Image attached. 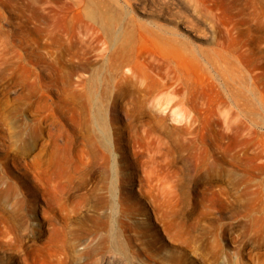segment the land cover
<instances>
[{"label":"rangeland","instance_id":"374dc122","mask_svg":"<svg viewBox=\"0 0 264 264\" xmlns=\"http://www.w3.org/2000/svg\"><path fill=\"white\" fill-rule=\"evenodd\" d=\"M74 1L0 0V264H264V0Z\"/></svg>","mask_w":264,"mask_h":264},{"label":"bare ground","instance_id":"6f19581e","mask_svg":"<svg viewBox=\"0 0 264 264\" xmlns=\"http://www.w3.org/2000/svg\"><path fill=\"white\" fill-rule=\"evenodd\" d=\"M119 1V0H118ZM121 1V0H120ZM76 4H79V6L80 5H82L83 4V2H81V4H80V0H76V1H74ZM95 2L96 1H94V2H92V4L93 5H95ZM124 2H128V0H124ZM188 2H189V0H188ZM26 5V4H25ZM25 5H23V6H25ZM27 5H30L31 6V8H33L34 9V7H32V5L29 3H27ZM27 7V6H26ZM95 7H96V5H95ZM28 8H30V7H28ZM36 9V8H35ZM37 10V9H36ZM42 10H44V9H42ZM42 10H40V11H42ZM110 11H102L101 9H99V8H96V9H94V10H90V14L92 15V16H94V17H97V19H98V21H100V24H102V25H104V27H106L107 29H109V31L110 32H112V30H113V28H112V22H113V19H114V14H113V12H112V10L111 9H109ZM31 11V10H30ZM32 11H34V10H32ZM39 11V12H40ZM45 11V10H44ZM45 13V15H46V12H44ZM44 13H43V17H44ZM40 14V13H39ZM41 15V14H40ZM39 16V15H38ZM46 16H48V15H46ZM50 16V15H49ZM33 17H36L35 15H33ZM42 17V16H41ZM37 19H40V16H39V18L38 17H36ZM36 18H35V20H36ZM44 18H46V17H44ZM49 20H51L49 17H47ZM46 18V19H47ZM44 20V19H43ZM36 23H37V21H36ZM47 25H49L48 27L50 28L49 30H50V32H51V37H52V40H50V41H53V40H56V42L58 41V43H60L62 46L61 47H63V50L67 53V49L68 48H71V47H78V46H84V43L85 44H87L88 42H91L92 41V36H91V34L88 32V30L87 29H83V28H81V26L79 25V30L77 29V31H75L76 29L75 28H73V27H71L72 28V30L71 31H69V32H67L66 33V30H65V32L63 33V30L62 29H59V28H57V27H55V25H54V22H50V21H48V24ZM101 25V26H102ZM103 27V26H102ZM67 28H70V27H67ZM66 28V29H67ZM110 28H111V30H110ZM62 30V32H60L59 30ZM48 30V31H49ZM70 30V29H69ZM59 31V33H57ZM68 31V30H67ZM49 33V32H48ZM50 34V33H49ZM51 39V38H50ZM49 41V42H50ZM54 43V42H53ZM53 43H51V45L53 44ZM58 43H56V44H58ZM53 46L55 47H58L57 45H55V43L53 44ZM79 48V47H78ZM78 48L77 49H75V50H77L78 51ZM86 50H87V48L86 47H84ZM88 48H89V46H88ZM72 50H73V48H71ZM70 49V50H71ZM81 50H82V47L80 48ZM51 50V49H50ZM55 50V49H54ZM59 50V47H58V49H57V51ZM74 50V51H75ZM60 51V50H59ZM62 51V50H61ZM61 51L59 52V53H61ZM68 51H69V49H68ZM73 51V52H74ZM80 51V50H79ZM78 51V52H79ZM85 51V50H84ZM52 52V51H51ZM64 52V53H65ZM72 52V53H73ZM83 52V51H82ZM54 53H56V51H54ZM58 53V55L60 56V54ZM63 53V52H62ZM66 53L64 54L65 56H66ZM69 53V52H68ZM67 53V54H68ZM71 53V52H70ZM80 53H81V51H80ZM53 54V53H52ZM76 54V53H75ZM84 54H85V52H84ZM55 55V54H54ZM54 55H52V56H54ZM79 55H81V54H78V56ZM1 56H2V52H1V50H0V58H1ZM55 56H57V54L55 55ZM61 56H63V55H61ZM60 56V58H62ZM64 56V57H65ZM77 56V57H78ZM50 58H52V57H50ZM55 57H53L52 59H54ZM57 58V57H56ZM65 59V58H64ZM50 61V60H49ZM51 62H54L55 63V61H52L51 60ZM57 62V61H56ZM50 63V62H49ZM55 65H56V63H55ZM51 66V65H50ZM52 66H53V64H52ZM59 67V65H56V67ZM62 67V66H61ZM51 68H53V67H51ZM56 70V69H55ZM58 70H59V68H58ZM60 71V70H59ZM63 72H64V70H63ZM128 76V75H127ZM126 76V77H127ZM129 77V76H128ZM140 91V90H139ZM143 91H144V89H143ZM141 92V91H140ZM128 94H130V93H128ZM116 103V102H115ZM117 104V103H116ZM105 121H103V127H102V129L100 130L101 131V134H102V137L105 139V141L103 142V147L101 148L102 150L101 151H103L102 152V154H103V156H104V160H105V166L107 167L109 164H111L110 162H111V156H112V152H113V143H112V139L110 138V133L108 132V130H107V128L105 127ZM186 128V127H185ZM99 147V146H98ZM98 151V150H97ZM101 151H98V152H101ZM98 152H97V154H98ZM115 158H112V160H114ZM94 160H96V158L94 159ZM98 161V160H97ZM113 162V161H112ZM92 163L94 164L95 163V161H93L92 160ZM97 163V162H96ZM98 163H101V165L103 164L102 162H98ZM97 163V164H98ZM113 164V163H112ZM95 165V164H94ZM96 166V165H95ZM102 167H104V165L102 166ZM108 168V167H107ZM106 168V169H107ZM105 169V168H104ZM105 169V170H106ZM109 171V170H108ZM111 171V170H110ZM104 173L107 175V170H106V172L104 171ZM110 174V173H109ZM108 174V175H109ZM112 175H114V172H112L111 173ZM107 175V176H108ZM109 178V177H108ZM112 180H114L115 181V178L114 179H112V177H111V181ZM111 181H110V183H111ZM114 181H112V183L108 186L109 188H107V193H105V194H103L102 192H100V191H97V190H95V189H93V188H91V190H93V194H94V196H97V198L99 199V203L100 204H103L104 206H106V205H108L109 204V200H108V198H107V196L109 197V196H112L113 197V204H112V209H113V205H114V198H115V196H116V192H117V190L115 189V183H114ZM89 190V189H88ZM84 194V193H83ZM84 197H87L86 196V194L85 195H83ZM94 213H93V216L92 217H94V219H95V221H96V223L97 224H104L105 222H106V219H105V215L101 212V211H98V207H94ZM92 211V212H93ZM92 214V213H91ZM110 236L111 237H113V239H114V244H115V247H116V249H118V250H125V248H126V245L121 241V238L119 237V234L117 233V232H115V233H110Z\"/></svg>","mask_w":264,"mask_h":264}]
</instances>
